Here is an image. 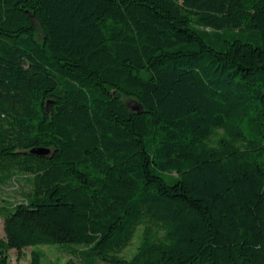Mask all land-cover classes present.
<instances>
[{"label":"trees","instance_id":"16d2710c","mask_svg":"<svg viewBox=\"0 0 264 264\" xmlns=\"http://www.w3.org/2000/svg\"><path fill=\"white\" fill-rule=\"evenodd\" d=\"M15 172L0 264H264V0H0Z\"/></svg>","mask_w":264,"mask_h":264},{"label":"rangeland","instance_id":"374dc122","mask_svg":"<svg viewBox=\"0 0 264 264\" xmlns=\"http://www.w3.org/2000/svg\"><path fill=\"white\" fill-rule=\"evenodd\" d=\"M27 174L17 173L7 176L0 173V237L5 236L4 218L2 209L17 204L24 199V194L28 191ZM140 242V230L137 232L132 244L125 249L121 255L131 257L136 251ZM81 248V247H78ZM40 250L44 255L45 264H65L70 258L66 249L61 245H43L38 247H27L21 252L16 249L10 250V264H31V253L33 250Z\"/></svg>","mask_w":264,"mask_h":264},{"label":"water","instance_id":"95a60500","mask_svg":"<svg viewBox=\"0 0 264 264\" xmlns=\"http://www.w3.org/2000/svg\"><path fill=\"white\" fill-rule=\"evenodd\" d=\"M134 109H138V107H135ZM32 154H36V155H45L47 153H49V150L47 149H42V148H35L31 150Z\"/></svg>","mask_w":264,"mask_h":264}]
</instances>
